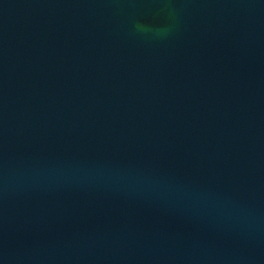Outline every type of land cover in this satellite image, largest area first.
<instances>
[{
	"label": "water",
	"instance_id": "1",
	"mask_svg": "<svg viewBox=\"0 0 264 264\" xmlns=\"http://www.w3.org/2000/svg\"><path fill=\"white\" fill-rule=\"evenodd\" d=\"M0 264H264V0H0Z\"/></svg>",
	"mask_w": 264,
	"mask_h": 264
},
{
	"label": "clouds",
	"instance_id": "2",
	"mask_svg": "<svg viewBox=\"0 0 264 264\" xmlns=\"http://www.w3.org/2000/svg\"><path fill=\"white\" fill-rule=\"evenodd\" d=\"M137 28L146 33L151 32L155 36H159V37L165 36L167 32L169 31L167 28L153 30L149 26L142 24V23L137 24Z\"/></svg>",
	"mask_w": 264,
	"mask_h": 264
}]
</instances>
